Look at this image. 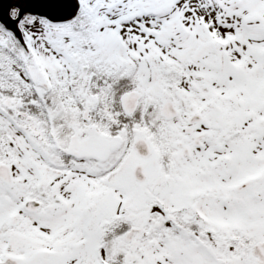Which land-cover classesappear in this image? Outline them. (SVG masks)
I'll return each mask as SVG.
<instances>
[{"label": "snow or ice", "instance_id": "6c2138e0", "mask_svg": "<svg viewBox=\"0 0 264 264\" xmlns=\"http://www.w3.org/2000/svg\"><path fill=\"white\" fill-rule=\"evenodd\" d=\"M0 264H264V0H0Z\"/></svg>", "mask_w": 264, "mask_h": 264}]
</instances>
